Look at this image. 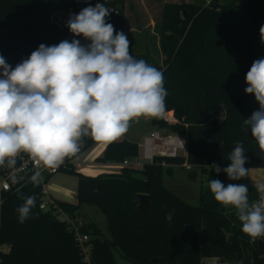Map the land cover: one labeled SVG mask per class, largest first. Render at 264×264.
<instances>
[{
  "label": "trees",
  "instance_id": "16d2710c",
  "mask_svg": "<svg viewBox=\"0 0 264 264\" xmlns=\"http://www.w3.org/2000/svg\"><path fill=\"white\" fill-rule=\"evenodd\" d=\"M129 0H99L111 11L108 22L125 33ZM73 0H0V55L15 67L40 44L51 46L77 39L67 19L53 21L58 11L75 10ZM163 65L142 58L163 72L167 89L166 111L179 120L160 129L186 136L187 155L156 157L142 169L122 167L97 176L63 170L79 179L76 204L56 200L58 208L77 219L83 204L98 207L106 218V238L97 226L80 232L91 238L92 264H117L115 251L131 264H201L205 258L224 263L246 264L237 228L223 213L202 205L192 206L164 185L173 177V166L191 165L206 173L212 164L221 168L228 155L242 142L246 168H264L262 152L243 123L259 109L254 95L244 89L246 73L254 60L264 58V0H211L205 6L186 2L163 5L158 23ZM82 140L80 151L66 157L72 162L94 144ZM139 146L127 140L110 142L99 163L118 164L138 156ZM24 196L35 195L32 216L18 222L16 209ZM149 196L151 207L139 209V195ZM42 187L29 184L11 194L1 219L0 243L10 246L1 264H87L75 232L53 209L43 211ZM174 211L171 221L168 212ZM186 227L192 238L186 237ZM252 264H264L257 242Z\"/></svg>",
  "mask_w": 264,
  "mask_h": 264
},
{
  "label": "clouds",
  "instance_id": "9594fccd",
  "mask_svg": "<svg viewBox=\"0 0 264 264\" xmlns=\"http://www.w3.org/2000/svg\"><path fill=\"white\" fill-rule=\"evenodd\" d=\"M110 13L104 3H97L70 14L66 26L86 43L74 38L40 44L14 68L0 55V167H13L22 152L47 167H58L80 151L84 136L113 142L128 131L130 122L165 114L163 72L130 54L127 35L108 22ZM245 83V93L254 95L259 109L243 123L264 152V58L253 61ZM228 161L224 168L216 163L211 167L229 181L248 175L242 142L236 143ZM31 180L39 184L40 173ZM13 183L18 181L13 178ZM208 187L217 202L235 210L244 234L264 237V182L254 185L259 196L255 201H250L244 183L225 185L212 179ZM19 196L23 203L16 212L23 224L32 216L36 196Z\"/></svg>",
  "mask_w": 264,
  "mask_h": 264
},
{
  "label": "rangeland",
  "instance_id": "374dc122",
  "mask_svg": "<svg viewBox=\"0 0 264 264\" xmlns=\"http://www.w3.org/2000/svg\"><path fill=\"white\" fill-rule=\"evenodd\" d=\"M186 2L192 4H201L207 6L211 0H129L126 10V27L125 34L130 41V54L137 59L149 57L156 63L163 65L164 55L162 53L161 35L159 34L158 23L162 20L163 5L167 2ZM231 0H222L228 3ZM56 16L60 21L66 20L65 11H58ZM172 112V111H171ZM160 118L140 117L138 122H130L128 131L115 141L127 140L143 144L151 131L161 130L159 127L152 125L153 121ZM162 131V130H161ZM178 134V133H177ZM114 142V141H113ZM110 142H97L85 150L81 155L73 160V166L76 173L84 176H97L107 173L108 170H119L121 167L114 163H99L107 145ZM144 149H140L142 154ZM189 172L182 167L176 168L175 181L167 184L172 188L177 196L192 206H199V199L194 197L198 195L199 184L188 179ZM167 177V176H165ZM167 179V178H166ZM79 179L76 174L60 171L50 177L46 183V195L43 200L48 202L50 198L55 200L76 204V194L78 191ZM185 196V197H184ZM78 218L85 225L97 226L107 233L105 214L95 206L83 204L79 209ZM109 237V235H108ZM245 245L242 246V249ZM117 264H131L124 260L120 254L115 251Z\"/></svg>",
  "mask_w": 264,
  "mask_h": 264
},
{
  "label": "built area",
  "instance_id": "2783aa9c",
  "mask_svg": "<svg viewBox=\"0 0 264 264\" xmlns=\"http://www.w3.org/2000/svg\"><path fill=\"white\" fill-rule=\"evenodd\" d=\"M73 2L76 9L65 12L67 20L69 19L70 14H78L83 8L89 5L95 6L99 3V0H73ZM77 39H80L81 43H86L82 37ZM161 120L169 127L180 123L174 115V112H165V114L161 117ZM161 130L151 131L150 135L145 138L144 143L138 144V156L131 159H125L116 165H119L120 167H130L133 169H142L147 163H152L156 157L184 156L185 153H187L186 136L171 132L167 129ZM85 139L94 140L90 136H84L81 138V141ZM140 149H144L142 154H140ZM72 162L64 160L58 167H47L42 162L32 159L29 154L22 152L16 157V164L13 167H8L7 165L0 167V231L3 207L11 194L19 191L21 188L29 184H33L41 186L42 194L46 195L47 191L45 186L50 177L60 171L69 169L71 164L73 165ZM183 166L187 171H192L194 169L188 163H185ZM37 171L40 173V183L34 184L31 177ZM13 178H15L18 183H13ZM40 209L43 211L53 209L60 220L68 223L69 228L75 232L77 242L84 255V262L92 264L93 247L90 244L91 238L88 234H82L80 232V230L85 226V223L80 218H71L63 210L59 209L56 200L53 198H50L48 202L42 200L40 203ZM252 240L253 242L264 241V237H252ZM9 251V245L0 243V264L2 261L1 255L3 253H8Z\"/></svg>",
  "mask_w": 264,
  "mask_h": 264
},
{
  "label": "crops",
  "instance_id": "0c3cea01",
  "mask_svg": "<svg viewBox=\"0 0 264 264\" xmlns=\"http://www.w3.org/2000/svg\"><path fill=\"white\" fill-rule=\"evenodd\" d=\"M154 130H156V129H154ZM186 155H187V153H185L184 156H186ZM177 167L185 168L183 165L182 166H173V177H168V176L164 177L165 187L168 188L169 190H171L172 192H174V190L172 188L168 187L167 184L171 181H173V182L175 181L176 168ZM108 171L109 172H107V173L118 172L117 170H108ZM193 171H197V179H196V181H194V184H199L198 185L199 191L197 193L198 195H195L193 190H192V192H193L194 197L195 198L197 197L199 199V206L202 205L207 210L217 211V212L223 213L230 219V221L233 223V225L237 228V233H238V237L240 240L241 247L243 245H245V248H243V253H244L246 264H252V262H253L252 247H253V243H254L252 240V237H250V236H248L242 232L241 224H240V221L238 220V218L235 214V210L231 207H225L222 204H220L219 202H217L214 199L213 194L211 193L208 185L212 179H219L225 185H227L228 183H244L248 186L250 201H255L259 198V196H258V193L256 192L254 185L256 183L264 182V168H249L248 175L239 181H229L227 178V175L225 173L221 172L219 175H217L212 168H209L206 173H201L197 169H193L192 171H188V172L190 174ZM101 231L103 232V234L106 238H109L107 233H105V231L103 229H101ZM201 264H229V263H224L218 258H205L202 260Z\"/></svg>",
  "mask_w": 264,
  "mask_h": 264
},
{
  "label": "water",
  "instance_id": "95a60500",
  "mask_svg": "<svg viewBox=\"0 0 264 264\" xmlns=\"http://www.w3.org/2000/svg\"><path fill=\"white\" fill-rule=\"evenodd\" d=\"M53 21L61 23L60 19L57 16H55L53 18ZM152 125L154 127H157L159 125V122L158 121H153ZM188 179L191 180V181H196V179H197V171L191 172L188 175ZM139 202H140L139 203V209L140 210H143L144 208H150L151 207L148 195H145V194L139 195ZM185 232H186V237L189 240H191V238H192V229L190 227H186ZM257 246H258V249H259L260 253L262 255H264V241H258L257 242Z\"/></svg>",
  "mask_w": 264,
  "mask_h": 264
}]
</instances>
